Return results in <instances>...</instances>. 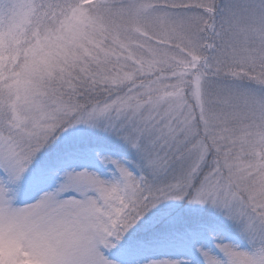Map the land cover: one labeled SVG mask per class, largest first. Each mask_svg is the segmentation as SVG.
I'll return each instance as SVG.
<instances>
[{
	"label": "snow or ice",
	"instance_id": "6c2138e0",
	"mask_svg": "<svg viewBox=\"0 0 264 264\" xmlns=\"http://www.w3.org/2000/svg\"><path fill=\"white\" fill-rule=\"evenodd\" d=\"M0 264H264V0H0Z\"/></svg>",
	"mask_w": 264,
	"mask_h": 264
}]
</instances>
